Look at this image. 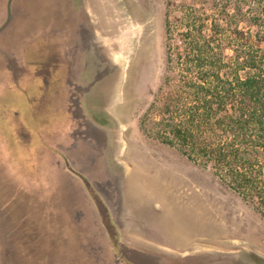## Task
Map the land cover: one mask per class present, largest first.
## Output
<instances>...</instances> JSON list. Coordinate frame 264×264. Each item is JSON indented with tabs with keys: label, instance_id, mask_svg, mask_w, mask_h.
Returning <instances> with one entry per match:
<instances>
[{
	"label": "rangeland",
	"instance_id": "obj_1",
	"mask_svg": "<svg viewBox=\"0 0 264 264\" xmlns=\"http://www.w3.org/2000/svg\"><path fill=\"white\" fill-rule=\"evenodd\" d=\"M8 2L0 0V264H264L254 206L140 126L147 115L151 132L159 118L185 28L219 25L229 58L252 45L264 51V0H11L10 13ZM54 53L56 77L34 76ZM80 175L107 204L116 237Z\"/></svg>",
	"mask_w": 264,
	"mask_h": 264
},
{
	"label": "trees",
	"instance_id": "obj_2",
	"mask_svg": "<svg viewBox=\"0 0 264 264\" xmlns=\"http://www.w3.org/2000/svg\"><path fill=\"white\" fill-rule=\"evenodd\" d=\"M206 25L185 28L159 118L149 132L144 115L141 130L210 169L264 218V51L252 45L229 58L219 25Z\"/></svg>",
	"mask_w": 264,
	"mask_h": 264
},
{
	"label": "crops",
	"instance_id": "obj_3",
	"mask_svg": "<svg viewBox=\"0 0 264 264\" xmlns=\"http://www.w3.org/2000/svg\"><path fill=\"white\" fill-rule=\"evenodd\" d=\"M52 56V57H51ZM48 59H50L49 61H46V63H44L43 65H40L39 64V67H38V72H36V74H33L34 76H39L40 78H42L43 77V79H45V81L47 80V78L49 77L50 79H52L54 76L56 77V74L58 73V69H59V63L61 62V56L59 57V55H56V53H54L53 55H49L48 56ZM71 58H65V62L64 63H66V65H67V61L66 60H70ZM77 60V59H76ZM86 70H83V71H81L82 73H80L78 76L79 77H83L84 75L86 76V74H87V71L85 72ZM69 72H70V70H69ZM22 73H24V72H22ZM21 73V74H22ZM71 75V74H70ZM70 75H69V73H67V74H65V77H68V79H69V77H70ZM47 82V81H46ZM50 83L51 82H49L48 84L50 85ZM52 83H54V84H58V81H56V80H54V81H52ZM68 84H70L69 82H68ZM54 94H57V89H55L54 88ZM55 100H56V98H55ZM55 105H57L58 106V104H55ZM18 133V135H17V137H18V139L20 140L22 137H25V138H27L28 136L25 134V133H21L20 131H18L17 132ZM150 247H152L151 245H150ZM137 251L136 253H143V250H139V249H137L136 248V246H133V251ZM134 251V252H135ZM153 257V256H152ZM141 260V259H140ZM151 263H152V261H151ZM157 263H159V262H157Z\"/></svg>",
	"mask_w": 264,
	"mask_h": 264
},
{
	"label": "water",
	"instance_id": "obj_4",
	"mask_svg": "<svg viewBox=\"0 0 264 264\" xmlns=\"http://www.w3.org/2000/svg\"><path fill=\"white\" fill-rule=\"evenodd\" d=\"M10 3H11V0H9L8 5H7L9 13H10ZM80 177L83 180V182H84L86 188L88 189L90 195L92 196V198L95 202V205L97 207V210L99 212V215L101 217V220H102L104 226L107 228L108 233L110 234V236L112 238L116 237L117 232H116L114 225L112 223L110 210H109L107 204L105 203V201L101 197V195L94 189L91 182H89V180H87L82 175H80Z\"/></svg>",
	"mask_w": 264,
	"mask_h": 264
},
{
	"label": "flooded vegetation",
	"instance_id": "obj_5",
	"mask_svg": "<svg viewBox=\"0 0 264 264\" xmlns=\"http://www.w3.org/2000/svg\"><path fill=\"white\" fill-rule=\"evenodd\" d=\"M121 27H126V24L123 23V24L118 25V30H122ZM127 27H129V26H127ZM127 29H129V28H127ZM127 29L125 30V32L123 31V35L120 36L122 39H126V38L131 37L130 31H128ZM146 35H147L146 32H145V33H141L138 42H141V41H142L143 44H145V37H146ZM143 38H144V40H142ZM83 39H84V38H83ZM90 49H91V48L88 47V50H90ZM113 71H114V70H113ZM109 73H112V71H111L109 68H106V69H105V75H107V74H109ZM92 85H93V84H92ZM92 85H91V86H92ZM83 91H84V92H88V91H89V88L86 89V90L81 89V91H79V92H83ZM73 100H74V99H73ZM72 102L75 103V101H72ZM76 103H79V101H77ZM76 107H77V104H76Z\"/></svg>",
	"mask_w": 264,
	"mask_h": 264
}]
</instances>
